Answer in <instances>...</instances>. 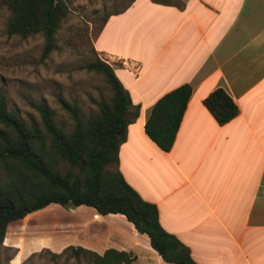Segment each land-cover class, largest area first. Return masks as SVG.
Here are the masks:
<instances>
[{
    "label": "crops",
    "instance_id": "crops-1",
    "mask_svg": "<svg viewBox=\"0 0 264 264\" xmlns=\"http://www.w3.org/2000/svg\"><path fill=\"white\" fill-rule=\"evenodd\" d=\"M104 18L93 48L117 61L114 71L138 106L118 149L124 179L156 205L162 228L196 263L264 264V0H129ZM184 83L191 96L164 151L144 124L155 102ZM219 87L239 109L223 124L202 102ZM69 209L83 220L79 246L99 254L129 251L143 264H173L124 216ZM20 220L8 224L3 241L16 248L15 264L36 251L7 242Z\"/></svg>",
    "mask_w": 264,
    "mask_h": 264
},
{
    "label": "trees",
    "instance_id": "trees-1",
    "mask_svg": "<svg viewBox=\"0 0 264 264\" xmlns=\"http://www.w3.org/2000/svg\"><path fill=\"white\" fill-rule=\"evenodd\" d=\"M1 1L8 9L7 34L23 38L41 34L42 57H47L55 48L60 24L70 12L68 1ZM92 51L96 52L93 47ZM82 67L104 78L109 96L86 116L75 102L58 99L71 118L69 128L59 124L53 111L41 103L34 105L39 122L26 121L8 109L0 94V246L10 222L59 204L72 209L89 207L99 215H122L137 232L148 237L164 262L198 264L187 247L162 228L156 205L142 199L118 168V149L127 125L138 115V106L132 104L128 90L104 60L95 56ZM191 92L186 83L166 92L145 121V133L164 151L175 140ZM202 102L219 124L239 112L233 98L221 87ZM135 260L136 255L129 251L108 248L99 254L67 245L59 252L43 247L19 264H133Z\"/></svg>",
    "mask_w": 264,
    "mask_h": 264
},
{
    "label": "rangeland",
    "instance_id": "rangeland-1",
    "mask_svg": "<svg viewBox=\"0 0 264 264\" xmlns=\"http://www.w3.org/2000/svg\"><path fill=\"white\" fill-rule=\"evenodd\" d=\"M67 1L70 12L56 32L55 48L43 58L41 34L24 38L7 34L8 9L0 0V94L8 109L24 120L39 122L34 105L41 103L53 111L55 120L65 128L72 121L58 99L75 102L86 116L96 110L102 99L108 98L104 78L82 66L97 56L107 63L113 62L109 65L116 69L117 61L100 56L97 51L93 53L92 40L107 13L120 9L129 0ZM74 216L68 206L40 209L20 220L17 228L10 227L7 242L19 244L23 252L43 247L59 252L67 245H79L82 240L77 226L83 220H75ZM122 226L129 233L130 225L125 222ZM15 254V247L1 245L0 264H15L18 260L14 259ZM133 264H143V257Z\"/></svg>",
    "mask_w": 264,
    "mask_h": 264
},
{
    "label": "built area",
    "instance_id": "built-area-1",
    "mask_svg": "<svg viewBox=\"0 0 264 264\" xmlns=\"http://www.w3.org/2000/svg\"><path fill=\"white\" fill-rule=\"evenodd\" d=\"M106 62V61H105ZM107 63V62H106ZM109 64V63H108Z\"/></svg>",
    "mask_w": 264,
    "mask_h": 264
}]
</instances>
